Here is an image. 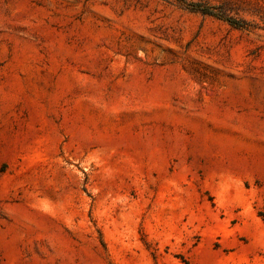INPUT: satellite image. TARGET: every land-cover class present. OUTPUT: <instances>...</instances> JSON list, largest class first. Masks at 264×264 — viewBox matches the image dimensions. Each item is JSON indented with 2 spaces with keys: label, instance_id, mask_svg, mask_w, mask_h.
<instances>
[{
  "label": "rangeland",
  "instance_id": "374dc122",
  "mask_svg": "<svg viewBox=\"0 0 264 264\" xmlns=\"http://www.w3.org/2000/svg\"><path fill=\"white\" fill-rule=\"evenodd\" d=\"M0 0V264H264V0Z\"/></svg>",
  "mask_w": 264,
  "mask_h": 264
},
{
  "label": "trees",
  "instance_id": "16d2710c",
  "mask_svg": "<svg viewBox=\"0 0 264 264\" xmlns=\"http://www.w3.org/2000/svg\"><path fill=\"white\" fill-rule=\"evenodd\" d=\"M178 1L190 11L216 17L238 29L245 28V23L243 21H239L237 19H234L233 17H229L228 15L223 13L221 10L216 9L215 7L206 6L201 3H189L187 0H178Z\"/></svg>",
  "mask_w": 264,
  "mask_h": 264
}]
</instances>
